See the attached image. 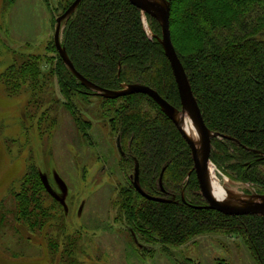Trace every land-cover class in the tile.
Here are the masks:
<instances>
[{
	"label": "trees",
	"instance_id": "16d2710c",
	"mask_svg": "<svg viewBox=\"0 0 264 264\" xmlns=\"http://www.w3.org/2000/svg\"><path fill=\"white\" fill-rule=\"evenodd\" d=\"M73 1H65L62 13ZM147 20L153 36L134 0H83L63 22L61 41L77 71L98 86L120 89L123 83H142L181 108L159 41L161 25L150 14ZM170 31L204 121L219 133L212 139L211 161L230 178L264 193V0H171ZM23 64L32 67L34 62L25 58ZM40 66L38 82L49 77ZM54 72L69 92L104 100L103 110L117 132L129 175L120 208L127 224L146 242L167 249L203 232L222 231L243 237L257 262L264 264V214H229L205 207L190 146L158 103L144 93L104 97L84 84L60 56ZM136 164L141 188L166 201L148 199L136 190ZM27 200L25 196L19 202L18 215L39 228L45 220L40 212L46 209L38 201L39 211H31ZM67 238L65 251L69 248L71 256L76 240Z\"/></svg>",
	"mask_w": 264,
	"mask_h": 264
},
{
	"label": "rangeland",
	"instance_id": "374dc122",
	"mask_svg": "<svg viewBox=\"0 0 264 264\" xmlns=\"http://www.w3.org/2000/svg\"><path fill=\"white\" fill-rule=\"evenodd\" d=\"M65 1L0 0V264H259L235 234L203 232L167 250L127 224L119 198L129 175L104 100L69 92L54 72ZM38 63L49 75L40 82ZM213 168L211 179L226 189L259 193ZM25 196L31 211L38 201L46 209L39 228L18 215ZM67 236L76 240L71 256Z\"/></svg>",
	"mask_w": 264,
	"mask_h": 264
},
{
	"label": "water",
	"instance_id": "95a60500",
	"mask_svg": "<svg viewBox=\"0 0 264 264\" xmlns=\"http://www.w3.org/2000/svg\"><path fill=\"white\" fill-rule=\"evenodd\" d=\"M83 0H74L69 7L57 17L56 28L54 32V44L58 50L64 63L71 69V71L86 85L98 90L101 95L105 97L116 98L119 96L144 93L150 96L156 103L159 104L165 114L177 126L183 138L190 146L192 158L194 162V171L197 176L199 187L202 195L204 196L207 204L206 208L215 209L224 213H251V214H264V193H255L252 196L246 197L228 190V194L224 198L215 196L211 189V176L210 167L213 162L211 161V139L218 136L219 133L212 131L204 121L201 108L195 97L187 73L179 58L177 51L173 45L170 31V15H171V0H134L138 7L141 9L142 14L147 13L152 15L161 25V42L165 55L167 56L181 99V108L171 104L165 99L157 90L142 83H123L120 89H108L98 86L92 81L85 78L77 71L73 65L66 48L61 41L63 31V21L69 17L81 4ZM191 119L196 125L198 130V141H194L191 136L185 131L184 123L186 120ZM117 145L120 152L122 148L119 138ZM133 185L138 192L148 199L156 201H166L161 196H155L145 192L139 184V165L135 166V173L133 177Z\"/></svg>",
	"mask_w": 264,
	"mask_h": 264
},
{
	"label": "bare ground",
	"instance_id": "6f19581e",
	"mask_svg": "<svg viewBox=\"0 0 264 264\" xmlns=\"http://www.w3.org/2000/svg\"><path fill=\"white\" fill-rule=\"evenodd\" d=\"M184 128H185V131L191 136V138L197 142L198 136H199L198 130H197L196 125L193 123L191 119L189 120L187 119L185 121ZM213 169L214 168L212 165V167H210V176H211ZM211 189H212L213 194L219 198H224L228 194V191L226 190L225 186L215 180H212L211 182Z\"/></svg>",
	"mask_w": 264,
	"mask_h": 264
}]
</instances>
